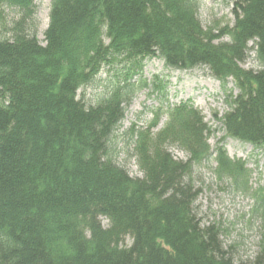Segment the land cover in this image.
<instances>
[{
    "label": "trees",
    "instance_id": "1",
    "mask_svg": "<svg viewBox=\"0 0 264 264\" xmlns=\"http://www.w3.org/2000/svg\"><path fill=\"white\" fill-rule=\"evenodd\" d=\"M228 1L233 25L206 28L199 0H52L42 43L35 1L0 0V264H264V179L254 187L247 164L259 159L225 148L264 153V0ZM152 61L168 73L145 78ZM196 70L225 97L216 148L202 111L169 100L170 73ZM140 92L143 125L120 134ZM203 164L253 199L251 259L201 212Z\"/></svg>",
    "mask_w": 264,
    "mask_h": 264
},
{
    "label": "rangeland",
    "instance_id": "2",
    "mask_svg": "<svg viewBox=\"0 0 264 264\" xmlns=\"http://www.w3.org/2000/svg\"><path fill=\"white\" fill-rule=\"evenodd\" d=\"M38 6V19L40 22L39 40L44 43V32L49 24L50 7L52 0H34ZM202 5L200 17L203 25L213 27L215 25L225 26L227 24L233 25L232 6L228 0H199ZM254 67L252 62L243 64L244 69H252ZM164 69L163 63L160 61H152L146 65L144 76L149 79L154 74L160 75ZM168 73V72H164ZM170 103L178 105L183 102H189L195 108L202 111L206 121L209 125L216 130L215 134L209 140L212 148H216L223 137L220 125L215 122L214 114L222 115L227 111L224 103L225 97L222 95L221 85L219 82L211 78L203 70H196L193 72H171L170 80H168ZM229 89H233V84H229ZM99 88H91L87 91V97L92 98L100 93ZM237 93V92H236ZM146 95L143 92L137 96L131 106L128 108L126 118L123 121V128L120 134L128 131L133 124H138L140 121L137 119L143 111L146 101ZM147 105H151V102ZM143 120H152V115L148 114ZM164 119L161 124L164 123ZM160 124V125H161ZM142 126V123H139ZM121 146V145H120ZM123 148V147H120ZM225 148L228 155L235 159L250 160V155H255L259 159V167L253 161H249L248 167L254 169L252 183L254 187L259 185V181L264 179V153L253 150L251 146L243 145L235 140H226ZM174 156L179 160H185L186 156L183 152L172 148ZM128 153L124 148L120 153L119 162L128 169L132 177H141V173L136 165L134 158H127ZM215 167L213 163L210 167ZM200 173L203 175L205 182V189L202 191L198 201L203 215L209 222H221L224 227L229 228L230 233L228 236V243L235 242L238 250L244 253L243 259H251L257 252L259 244L262 240L261 222L258 220L255 224L250 225L251 210L254 204L252 198H248L242 194L229 193L224 185L217 182L212 174V171L203 164ZM261 176V178H260ZM254 221V220H253ZM105 224V223H104ZM250 257V258H249Z\"/></svg>",
    "mask_w": 264,
    "mask_h": 264
}]
</instances>
